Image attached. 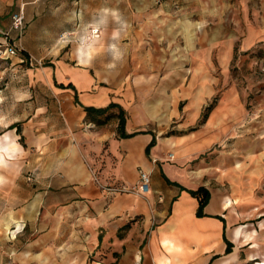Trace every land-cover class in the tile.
Instances as JSON below:
<instances>
[{
	"label": "crops",
	"instance_id": "0c3cea01",
	"mask_svg": "<svg viewBox=\"0 0 264 264\" xmlns=\"http://www.w3.org/2000/svg\"><path fill=\"white\" fill-rule=\"evenodd\" d=\"M13 4L14 12L21 6L27 17L49 6L55 11L69 9L76 31L100 9H117L130 28L121 42L126 55L114 70L106 68L107 54L99 55L91 67L78 63L75 49L61 55L73 59L71 64L53 62L59 82L74 85L75 89L65 88L75 101H59L58 110L38 107L26 116L20 123L26 146L17 140L16 127L2 128L6 133L0 139V159L19 153L22 158L9 163L11 170L0 182V194L14 202L0 214V233L15 236L25 230L31 237L0 245V264H264V213L238 203L243 194L236 187L212 186L197 168L165 158L169 147L183 154L199 153L211 143L207 130L161 137L147 117L150 101H129L131 88L122 92L115 76L168 78L189 72L182 100L208 101L217 85L213 59L226 68L233 57L238 32L227 25L235 20L233 4L219 0L209 4L163 0L159 6L157 0H13ZM191 9L197 10L194 20ZM73 12L81 13L82 20ZM172 12H180V19L173 22ZM211 18L213 24L208 23ZM112 28L109 24L93 33L100 46L109 42ZM175 40L181 45L179 52ZM239 41L243 50L264 43V0L254 15L246 16ZM162 88L173 91L172 81L157 87ZM110 102L124 109L128 136L119 135L115 108L100 123L92 118L104 116L87 117L83 109ZM219 118L215 109L203 121L209 127ZM139 169L150 175L144 196L122 190L134 185ZM231 170L230 166L220 173L219 180ZM200 185L208 188L209 200L203 214L197 215V198L187 189Z\"/></svg>",
	"mask_w": 264,
	"mask_h": 264
},
{
	"label": "rangeland",
	"instance_id": "374dc122",
	"mask_svg": "<svg viewBox=\"0 0 264 264\" xmlns=\"http://www.w3.org/2000/svg\"><path fill=\"white\" fill-rule=\"evenodd\" d=\"M162 1L157 0V6ZM210 1L207 0V3ZM219 1L233 4L235 20L227 21V25H231V29L237 27L240 38L245 30L246 16L254 15L260 0ZM13 6V0H0V116L7 117L0 120V139L6 133L2 132V128L5 129L13 121L20 127L24 118L38 107L58 110L59 101H75L69 90L58 86L60 82L53 62L58 60L71 64L74 61L61 55L76 48L81 27L79 31L75 30L73 20L69 18V9L55 11L49 6L45 11L33 12L27 17L25 10L17 6L16 11L21 8L24 15L23 27L19 31L10 22ZM191 13V20L196 19L197 10L191 9ZM179 14L172 12L173 22L180 19ZM214 20L208 19V23L213 24ZM65 32L70 34L69 42L60 41ZM238 37L234 40L233 57L226 68L213 59L212 71L217 85L211 98L201 104L182 100L183 88L191 76L189 72L174 73L168 78L164 74L115 76L122 92L125 87L131 88L129 101H150L151 111L147 117L161 137L176 138L200 130L209 133L211 143L199 153L183 154L176 152L174 147L166 149L165 158L168 161H185L197 168L199 176L212 186L218 184L223 189L236 187L243 194L238 203L243 204L245 209L254 207L264 213V43L243 50ZM97 42L98 46L102 44ZM174 44L175 52H179L182 49L180 43L175 40ZM7 45L16 49L14 54L9 55L5 51ZM174 61L176 64L177 59ZM168 81H172L173 91L157 89L161 83ZM104 84L107 85V82ZM23 93L28 95L21 99ZM221 98L225 100L219 101ZM210 103L213 105L207 111ZM215 109L220 120L205 126V112L209 116ZM19 137L18 134V141ZM23 146H26L25 142ZM170 152L173 158L169 157ZM21 158L19 153L0 159L2 163L8 162L6 167H0V176L6 177L12 167L9 163H19ZM230 166L229 175L219 180L220 173ZM13 205L14 202H8L0 194V214L7 213ZM30 237L25 230L16 232L15 236L12 232H3L0 233V245L23 243Z\"/></svg>",
	"mask_w": 264,
	"mask_h": 264
},
{
	"label": "clouds",
	"instance_id": "9594fccd",
	"mask_svg": "<svg viewBox=\"0 0 264 264\" xmlns=\"http://www.w3.org/2000/svg\"><path fill=\"white\" fill-rule=\"evenodd\" d=\"M73 17L82 20V14L73 12ZM109 24L113 25L109 42L104 46H98V42L93 35L94 30L106 29ZM130 25L117 9L102 8L98 11L96 17L83 23L80 29V35L76 40V58L78 63L91 67L94 60L102 54L110 57V62L106 65L108 70H114L118 62L123 61L126 50L121 46V42L126 37ZM69 33L61 35L60 41L69 42ZM28 94H21V99ZM6 115L0 116V120H5ZM6 163L0 162V167H6ZM0 182H4V177L0 176Z\"/></svg>",
	"mask_w": 264,
	"mask_h": 264
},
{
	"label": "trees",
	"instance_id": "16d2710c",
	"mask_svg": "<svg viewBox=\"0 0 264 264\" xmlns=\"http://www.w3.org/2000/svg\"><path fill=\"white\" fill-rule=\"evenodd\" d=\"M59 87L62 88H72L75 89L74 85L72 83H59L58 84ZM76 97V94H75ZM213 103H210L206 109L207 111L212 107ZM111 108V110H110ZM113 108H115L116 110V116L118 117L119 121H118V131H119V135L120 136H128L129 134L125 132L124 130V123H125V111L124 109L119 105L116 104L114 102H110L107 106L105 107H93V106H85L83 105V109L86 111L87 113V117L88 115H96V116H104V118H92V120H94L97 123L103 122V120L111 115L114 114V110ZM110 110V111H109ZM109 111V112H108ZM207 111L204 114V119L207 116ZM203 119V120H204ZM8 128H13L16 127V132L20 135L19 137V141L22 143V145H24L23 142V135L21 133V129L19 127L18 123H11L7 126ZM155 140L154 138L152 139V141L150 142V145L154 144ZM147 152H148V148H147ZM187 189V188H186ZM191 195L195 196L197 198L198 201V207H197V215H202L203 214V207L204 205L208 202L209 200V190L207 187L200 185L195 189H187ZM225 238V237H224ZM226 240V238H225ZM231 247V243L227 241V251L230 250Z\"/></svg>",
	"mask_w": 264,
	"mask_h": 264
},
{
	"label": "built area",
	"instance_id": "2783aa9c",
	"mask_svg": "<svg viewBox=\"0 0 264 264\" xmlns=\"http://www.w3.org/2000/svg\"><path fill=\"white\" fill-rule=\"evenodd\" d=\"M11 23L14 29L19 30V31L22 30L23 23H24V15H23V11L21 8L18 11H15L12 13ZM96 31L97 30H94V32ZM5 51L8 52L9 55H12L15 53L16 49L11 45H7L5 48ZM169 157L173 158L172 152L169 153ZM149 185H150L149 173L145 171L144 169H139L138 179L134 183V185H132L131 187H123L122 190L132 191L134 193L144 196L149 191V188H150Z\"/></svg>",
	"mask_w": 264,
	"mask_h": 264
},
{
	"label": "bare ground",
	"instance_id": "6f19581e",
	"mask_svg": "<svg viewBox=\"0 0 264 264\" xmlns=\"http://www.w3.org/2000/svg\"><path fill=\"white\" fill-rule=\"evenodd\" d=\"M2 147H0V150H1Z\"/></svg>",
	"mask_w": 264,
	"mask_h": 264
}]
</instances>
